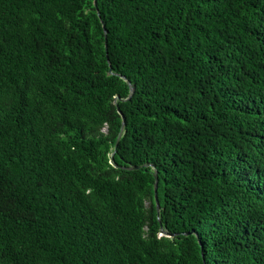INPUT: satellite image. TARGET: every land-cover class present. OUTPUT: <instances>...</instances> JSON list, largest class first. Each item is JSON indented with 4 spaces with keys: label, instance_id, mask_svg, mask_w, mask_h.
Segmentation results:
<instances>
[{
    "label": "trees",
    "instance_id": "trees-1",
    "mask_svg": "<svg viewBox=\"0 0 264 264\" xmlns=\"http://www.w3.org/2000/svg\"><path fill=\"white\" fill-rule=\"evenodd\" d=\"M0 264H264V0H0Z\"/></svg>",
    "mask_w": 264,
    "mask_h": 264
},
{
    "label": "water",
    "instance_id": "water-1",
    "mask_svg": "<svg viewBox=\"0 0 264 264\" xmlns=\"http://www.w3.org/2000/svg\"><path fill=\"white\" fill-rule=\"evenodd\" d=\"M133 88H131V94L133 93ZM123 127H124V122L122 123L121 129H120V133L118 135V138L116 140L115 146H114V151L116 149L117 143L121 137L122 131H123ZM112 160V159H111ZM129 169H135L134 167H129ZM154 179H155V183H154V199H155V204H156V208L157 211H159V204H158V200H157V173H154Z\"/></svg>",
    "mask_w": 264,
    "mask_h": 264
},
{
    "label": "rangeland",
    "instance_id": "rangeland-1",
    "mask_svg": "<svg viewBox=\"0 0 264 264\" xmlns=\"http://www.w3.org/2000/svg\"><path fill=\"white\" fill-rule=\"evenodd\" d=\"M160 235H164V234H160Z\"/></svg>",
    "mask_w": 264,
    "mask_h": 264
}]
</instances>
